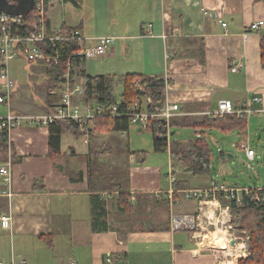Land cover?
I'll list each match as a JSON object with an SVG mask.
<instances>
[{
  "label": "crops",
  "instance_id": "0c3cea01",
  "mask_svg": "<svg viewBox=\"0 0 264 264\" xmlns=\"http://www.w3.org/2000/svg\"><path fill=\"white\" fill-rule=\"evenodd\" d=\"M57 1L64 2L60 6L66 11L68 1ZM110 1L112 7L115 2ZM53 2L47 13L51 35L59 34L63 26H78L90 39L104 35L117 38L107 54L99 56L104 67L93 64L88 70L82 66L85 59L75 68V84L84 87L83 71L93 76L130 73L157 76L167 81L165 103L179 105L178 119L188 117L190 122L202 125L206 115L212 117L209 112H214L222 99L232 100L236 108L251 107L253 112L244 114L248 127L251 114L264 115L261 64L264 0H134L142 15L136 13L134 20L113 19L107 30L98 29V25L86 28L85 14H81L78 2H74L81 10L76 22L69 24L64 20L60 25L54 24L51 9L60 6H54ZM119 8L123 16V7ZM254 23H259L258 29L253 28ZM87 43L91 45L93 40ZM75 102L82 104L83 96L77 95ZM6 107V112L0 111V115L8 114L9 106ZM19 107L12 111L29 113L26 106ZM187 127L172 128L171 141L177 135L175 129ZM194 130L195 137L202 132L206 138L211 134L203 126ZM248 137V131L245 140L240 137L242 147L248 144ZM81 138L84 141L80 143L77 139L65 142L64 137V155L56 166L49 156L47 125L22 124L10 131L9 144L16 159L11 161L8 157L6 162L0 159V167L10 162L11 168V183L0 179V261L65 264L75 260L78 264H111L107 261L111 255L113 264H238L241 257L248 255V250L243 253L238 245L228 256L222 248L212 246V237L215 245L223 246L228 228L214 230L204 224L197 231L171 230L172 216L199 212L200 192L216 184L226 185L210 173L194 176L186 172L185 166L172 156L165 172V166L149 164V156L145 162L137 163L135 155L129 154L128 160H124L125 184L133 211L128 215L116 212L117 200L113 198L108 201L105 213L95 214L92 200L95 192L89 187L86 162L90 138ZM112 138L118 141L115 136ZM178 138L174 140L184 143L194 139ZM111 156L100 160L106 162ZM66 168L69 171L63 172ZM176 178L182 179L187 189H177L173 183ZM42 184L46 191L40 190ZM210 203L222 206L215 198L203 203L205 210L210 211ZM3 215L11 219L8 229L2 227ZM103 226L107 229H95ZM234 230L239 232L237 228Z\"/></svg>",
  "mask_w": 264,
  "mask_h": 264
},
{
  "label": "trees",
  "instance_id": "16d2710c",
  "mask_svg": "<svg viewBox=\"0 0 264 264\" xmlns=\"http://www.w3.org/2000/svg\"><path fill=\"white\" fill-rule=\"evenodd\" d=\"M52 1L45 0L46 12L48 13L49 5ZM73 1L76 0H65ZM11 6L18 5L19 0H9ZM46 32L51 35L53 32L49 30V19L46 18ZM38 17L35 9L23 17L19 24L10 25L13 31H19L22 35H27L37 29ZM80 27L63 26L59 34H65ZM56 35V33H55ZM46 55L57 58V62H45L46 73L48 75L45 90L48 98L43 105L44 113L54 112V108L60 100V95L51 93L54 90H60L67 82L64 76L70 70V82L76 83L77 68L85 61V58L78 55L80 45L78 41L64 39L51 42L49 40L39 43ZM19 55L22 53L21 45ZM25 56V55H24ZM261 64L264 67V33L261 34ZM82 81L85 91L83 93L84 103L91 104L93 107L104 110L103 114L96 116L91 124L79 123L73 120H56L48 124L49 129V156L57 166L60 164V159L64 155L62 149V142L65 136L74 138L89 137L90 142L88 152L86 154L87 162V177L89 180V187L95 194L92 195L93 211L96 213H105V207L109 200L116 198V212L128 215L133 211V202H131V195L127 191L126 181L120 180L113 173H105L107 163L101 161L102 157H108L113 154V147L106 144L95 146L92 135L110 134L113 132H129L131 126V117L129 112L134 110V104L139 99V109L142 111H156L161 109L166 102V84L165 81L157 76H150L144 74H125L122 76L113 74L104 75H88L86 72H81ZM122 86V91L117 94L116 87ZM151 98V103L148 104L145 99ZM117 101L122 102L118 113L120 116H114L110 113L112 105ZM57 103V104H56ZM196 127L203 126L204 129L219 130L221 132H239L245 140L248 131V122L245 116H238L236 114H226L223 117H209L206 115L204 122L197 125L190 122L188 117L177 118L171 120L172 128L176 127ZM140 129H143L139 127ZM151 132L154 138V150L156 152L169 151L172 159L185 166V171L194 175H205L211 173L213 169L212 158L213 151L210 144L204 135V132L197 135L189 142H182L180 140H173L168 145V129L166 123L160 119H149L148 125L144 128ZM162 135V139L158 136ZM93 141V142H92ZM92 142V143H91ZM9 144V133L0 130V159L11 161L16 159L15 152ZM11 150V154H9ZM127 153L135 155L137 163H143L148 157L149 152L144 150L132 151L129 146ZM123 169V168H122ZM125 169V167H124ZM66 168L63 172L67 171ZM69 171V170H68ZM126 171V169L124 170ZM70 173V172H69ZM73 178V177H72ZM75 179V178H73ZM78 180V178H76ZM38 183V180L35 181ZM174 186L177 189H187L182 179L176 178ZM178 183H180L179 187ZM124 188V190H122ZM244 189L247 187H229ZM37 189V188H35ZM250 193L240 191L236 194L240 195V201L236 197H232L225 191H219L210 195L209 199H217L223 207H228L232 224L235 228L244 234L248 235L247 250L248 255L241 257L238 264H264V188L250 187ZM40 190L46 191L42 184ZM204 191V190H203ZM202 191V192H203ZM115 193L112 197L106 193ZM105 193V194H104ZM201 199L202 197L199 196ZM261 200H257V199ZM108 199V200H107ZM96 230H106L105 226L95 228Z\"/></svg>",
  "mask_w": 264,
  "mask_h": 264
},
{
  "label": "built area",
  "instance_id": "2783aa9c",
  "mask_svg": "<svg viewBox=\"0 0 264 264\" xmlns=\"http://www.w3.org/2000/svg\"><path fill=\"white\" fill-rule=\"evenodd\" d=\"M34 9L36 10L38 17L37 29L27 35H22L19 31H13L10 25L19 24L23 20V15L15 16L12 14L2 13L0 14V77L2 79V90L0 91V103L9 106V112L6 115H0V130L10 133V131L22 124H28L32 126L36 125H48L56 120H73L79 123L91 124L93 119L103 114L104 110L101 108L93 107L91 104L82 103L78 104L75 102V97L77 95H82L85 88L82 85L72 84L70 82V70L64 75L67 78L66 84L60 90L51 91V93L60 95V100L56 105L54 112L52 113H25L16 114L12 111V99H13V87L15 85V80L11 75V63L19 55L20 49L18 45H21L22 53L29 60H38L45 62H57V58L46 55L44 50L40 47L39 43L49 40L51 42L57 40L70 39L78 41L80 45V50L78 52L79 56L85 59L95 58L99 56H104L107 54L108 48L117 39L115 36H99L93 39L86 37L79 29L72 30L68 33L48 35L46 18V5L45 0H35ZM226 25V23H223ZM259 23H254L253 28L258 29ZM93 40V44L88 45V41ZM238 66L234 67L237 70ZM167 85V81L165 82ZM258 99V98H255ZM145 101L150 104L151 98L147 97ZM122 106L121 101H117L112 105L110 113L114 116H120L118 113L119 108ZM251 108V107H250ZM250 108H236L235 104L230 99H222L218 103V108L214 112H209L212 116L223 117L226 114H236L238 116H244L245 113H252L253 110ZM263 112V110H259ZM178 104L165 103V105L156 111H142L139 109V99L136 100L134 104V110L128 113L131 117V123L133 125H138L141 128H146L149 119H160L166 123L168 129V145L171 144V120L174 117L179 116L180 113ZM163 136L159 135L158 139H162ZM243 148L247 152V156L250 160H253L256 155V151L249 146L244 144ZM0 179L6 183H11V168L10 162L5 163L0 167ZM260 189H263L260 188ZM225 191L229 193L230 196L236 197L240 201V195L236 192H246L250 193L249 188L237 189L229 188L226 185H213L212 187L205 189L203 192L199 193L201 198V204L199 212L196 215H174L171 217V230L172 231H197V229H203L204 224L213 226L215 229L228 228L229 231L226 232V244L220 247L223 252L228 255H232L235 247L241 246V251L247 252V239L245 234L237 232L232 225V217L228 207H222L221 205H215L210 203V211L205 210L206 201H211L209 199L210 195ZM12 195V193H9ZM261 200V199H257ZM219 203V202H218ZM204 218V220H203ZM2 227L5 229L10 228L11 219L8 216H2ZM234 242V244H233ZM219 246V245H218ZM107 261L113 264V258L111 255L107 257ZM0 264H5L4 261H0ZM65 264H78L75 260L67 261Z\"/></svg>",
  "mask_w": 264,
  "mask_h": 264
},
{
  "label": "rangeland",
  "instance_id": "374dc122",
  "mask_svg": "<svg viewBox=\"0 0 264 264\" xmlns=\"http://www.w3.org/2000/svg\"><path fill=\"white\" fill-rule=\"evenodd\" d=\"M76 1L81 3L82 12L77 8V6H75L73 1L67 2L66 11H63V6H60L64 2L59 4L60 2L54 1L52 3L54 6H60V9L57 7V9H51L52 11L50 15L54 24L60 25L64 20L69 24H71V22H76L78 13L81 12V14H85L86 28L93 29V26L98 25V29L107 30L110 21L113 19L117 20L125 17V20L128 18L134 20L136 13H140L142 15V9H140V6L135 4L134 0H128L126 3H123V0L122 2L120 0H113L115 4H113L112 7L111 1L108 3L109 0ZM103 1H105L104 4ZM121 6L123 7V16L120 15L121 10L119 7ZM101 58L102 57H95L87 59L82 66L86 67L88 70L91 69L93 64H96L98 67H104V63L101 62ZM45 68V63L38 60H29L24 55H18L12 61L11 75L15 80L12 101L13 110H16L19 106H26L28 110L25 111H29V113H43L42 108L45 100L48 98L45 90L48 75ZM1 84L2 79L0 77V91L2 90ZM121 91L122 86L116 87L117 94ZM6 108L5 104L0 103L1 112H6ZM248 121V144L256 151V155L253 160L248 158L246 150L239 143L241 136L238 132H221L211 130V134L207 137L213 151V169L210 176L214 178L216 175L217 181L221 184L225 183L226 185L239 188H243L245 186L260 188L264 186V115L258 116L257 114H251ZM175 130H177V135L173 136V140L179 139L178 137H181L182 140H189L193 139L196 135L193 127H187L184 129L177 128ZM112 136H115L118 141L115 142ZM92 137L95 139V146H101V144L104 143L106 146L110 145L113 147V154L106 160L107 169H104V172L107 174L113 173L122 181L127 180V172L124 171V160H128L129 154L127 153V150L124 149L128 146L132 151L144 150L149 152L148 163H157L165 166V172L168 171L169 165L172 163L169 151L156 152L154 150V138L152 133L146 131L145 129H140L138 125H132L128 134L123 135L122 133L113 132L102 135L97 133L92 135ZM65 139L66 142L67 139L72 141L77 138L65 136ZM101 139H104L102 143L99 142ZM77 140H79L80 143L84 141L82 138ZM64 144V147L68 150L67 143ZM121 145L124 149H121ZM228 155L230 156L228 157ZM173 164H175V160H173ZM220 230L224 231L225 229L220 228ZM220 230L218 231V234H216L217 240L219 233H221ZM245 236L248 237L247 234H245ZM213 238L214 237L210 239L211 244L216 247H220L213 243ZM226 242L227 240L225 239L223 245H225Z\"/></svg>",
  "mask_w": 264,
  "mask_h": 264
},
{
  "label": "water",
  "instance_id": "95a60500",
  "mask_svg": "<svg viewBox=\"0 0 264 264\" xmlns=\"http://www.w3.org/2000/svg\"><path fill=\"white\" fill-rule=\"evenodd\" d=\"M35 0H19L17 6L13 7L9 0H0V14L7 13L15 16L27 15L34 9ZM230 155H228L229 157Z\"/></svg>",
  "mask_w": 264,
  "mask_h": 264
}]
</instances>
